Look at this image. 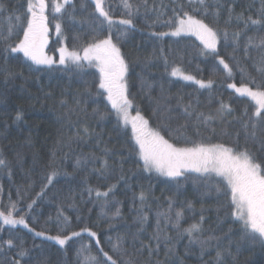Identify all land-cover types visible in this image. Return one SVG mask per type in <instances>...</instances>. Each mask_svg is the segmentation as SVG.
<instances>
[{"label": "trees", "instance_id": "obj_1", "mask_svg": "<svg viewBox=\"0 0 264 264\" xmlns=\"http://www.w3.org/2000/svg\"><path fill=\"white\" fill-rule=\"evenodd\" d=\"M50 2L53 3V0ZM130 2L142 5L143 0ZM222 2L224 8L216 26L227 28L230 34L243 24L238 25L235 20L226 24L229 5L236 13L243 11L245 16L252 15L253 18H256L260 8V0ZM52 3H48L50 9ZM73 3L76 6L73 13L75 19L69 20L67 15L60 19L62 36L56 34L55 21L48 13L51 25L49 36L52 38L48 54L56 59L62 46L79 49L81 45L90 43L94 36L103 39L108 35L106 22L102 29L97 28L103 18L94 11V0H73ZM179 3H183L185 10L191 12L188 0H179ZM0 4L4 5V10L0 12V29L7 28L11 15V23L17 25L13 40L18 42V39H22V31L15 16L24 14L26 0H0ZM104 5L115 21L128 18L121 0H104ZM173 8L179 11L177 0H147V10L141 6L133 16L134 27L116 24L111 30L113 42L120 47L129 65L126 79L128 98L132 101L130 116L139 111L148 121L149 128L159 131L170 142H176L175 130L186 124L184 134L194 140L203 138L206 142L232 146L237 139L236 133H239V144L243 146L242 124L255 110V102L247 96H240L228 85L235 83L239 87L245 83L255 88L249 76L255 77L257 84L264 83V77L256 70L264 52L249 47L245 54V37L241 38L240 47L234 51L231 38L225 44L221 35L217 50L232 68L229 76L214 56L202 54L205 50L196 37L167 35L160 38L153 35L173 30L167 23L170 18L175 19ZM68 10L71 11L70 8ZM205 22L213 24L214 20L210 16L205 18ZM125 30L126 34L117 39L120 32ZM247 35L258 39L264 36V30L260 26H253ZM4 55L0 45V64L4 63ZM7 63L10 70L22 72L23 76L10 80L7 85L0 77V156L9 162L7 168L0 166V212L7 213L14 203L18 211L13 214L23 215L28 227L4 225L0 220V242L10 238L17 244L23 241L29 255L21 259V264H25V261L28 264H79L77 251L82 245H88L92 255L106 260L99 252L103 248L118 264H126L129 259L135 264H180V260L183 264H216L217 251L222 253V264H264V246L259 242L242 240L239 222L227 217L229 197L224 194L226 189L219 177L213 174L211 178H206L193 172L188 174L187 180L179 178L178 187L176 181L155 171L145 172L142 169V161L135 154L137 146L130 125L118 123L107 99L95 95L99 82L97 69L87 66L78 70L58 64L51 68L32 65L22 53H11ZM173 67H179L196 80L211 79L212 87L201 88L195 81L171 76ZM62 101L65 103L62 104ZM222 102L229 106L230 114L221 112ZM185 107H188L191 115L185 113ZM17 110L23 111V119L14 122ZM201 112L215 117L207 127L198 124L196 114ZM101 116L104 118L101 119ZM85 127L90 135H84ZM197 127L200 136L196 135ZM77 131L81 139H77ZM258 136H264V129H258ZM29 140L31 142L27 143ZM248 147L253 153L261 154L259 142L249 141ZM105 148L110 150L107 155L104 154ZM53 152L56 153L54 167L58 175L51 184H47L46 176L53 170L50 166ZM92 155L107 159L110 169L107 178L94 171L101 167V160H89L87 165L83 164V160ZM77 160L82 161L79 167L76 166ZM121 167L126 180L118 182ZM46 184L44 194L38 196ZM111 184L117 187L114 197L112 194L108 197L110 203L107 207H103L104 198H97L95 192L89 195L87 191L90 186L105 191ZM141 191L147 197L143 213L148 216L147 222L142 225L136 219ZM33 200L36 203L29 209L27 206ZM117 201L119 204H116ZM189 202L191 208L188 207ZM170 203L172 207L169 213ZM116 206L120 208L121 216L113 219ZM178 210H183L180 220L182 235H178L177 229L160 215L170 214L174 223ZM61 211L68 218L67 225L63 217L57 218ZM201 215L204 220L199 239L221 238L218 247L205 250L202 260L200 245L189 244L187 233L182 231L193 223H199ZM158 220L162 239L159 249L150 256L148 248H142V244H151L155 248L156 242L151 237L157 231ZM84 227L96 232L97 236L91 237L82 232L80 237H73L64 246L47 239V236L58 234L70 235L72 231H80ZM36 231H44L46 235L36 236ZM165 233L170 237L167 247L163 240ZM118 236L122 237V242L117 252L112 245ZM97 239L99 244L96 243ZM216 243L215 239L211 240L212 245ZM3 247L0 261L20 259L18 249ZM169 247L174 251L168 252Z\"/></svg>", "mask_w": 264, "mask_h": 264}, {"label": "snow or ice", "instance_id": "obj_2", "mask_svg": "<svg viewBox=\"0 0 264 264\" xmlns=\"http://www.w3.org/2000/svg\"><path fill=\"white\" fill-rule=\"evenodd\" d=\"M123 7L127 10L126 16L128 18H121L119 21H115L113 16L110 15L109 10H106L104 0H94L96 13H99V17L103 20L97 25V28L102 29L104 23L108 26V35L103 39H98L95 36L92 41L86 45H81L79 49L73 47L69 49L67 46H62L58 49V60L52 56L46 54L45 49L49 42V16L47 14L49 4L46 0H26V8L24 14L16 15L15 19L18 22L19 30L22 31V39H18V42L13 40V36L16 33L17 25L11 23L12 16L8 18L7 28L0 29V45L3 47L4 63L0 64V77L3 79L5 85L10 80L22 77V72H14L8 67V59L11 53H22L23 57L31 61L32 65H47L51 68L53 65L71 66L78 70H82L87 66L95 67L99 71V82L96 85L97 91L96 97H105L111 104V108L115 111V115L118 123L122 122L124 125L131 123L133 138L137 146L136 155L142 161V169L145 172L155 171L161 176L168 177L176 181L178 187L179 178L188 179V174L199 173L201 176L211 178L213 174L215 177H219L223 181L226 189L225 195L229 197L226 215L229 219L239 222L241 229V239L250 240L252 242H259L264 246V136H258V129H264V83L257 84L256 78L249 76L250 82L255 85V88L249 87L248 84L241 83L238 87L235 83L229 84L228 87L235 90L240 96H247L255 102V110L251 116H248L243 121L242 127L244 129L245 144L241 146L239 144V133H236V142L232 146H228L225 143H210L206 142L203 138L200 140H194L191 137L185 135L187 125H180L175 131L176 142H170L169 139H165L159 131H155L148 126V121L144 119L140 112L137 111L135 116H130L129 109L132 106V101L128 98L129 89L126 79L129 65L125 60V57L121 53L120 47L113 42L111 30L114 25H124L127 28L134 27L133 16L139 12L140 7H145L147 10V0H143L141 4H133L130 0H121ZM176 8H173V14L175 19H171L167 22L171 25L173 30L168 32L154 33L160 38L171 35L179 37L182 34H190L195 36L203 45L205 53L214 56L224 70L231 76L232 68L225 61L223 57L219 56L217 45L220 43L221 35L223 36L225 44L228 43L231 38L232 43L235 45L234 51L240 47V40L242 37L246 38L244 45L245 54H247L249 47H255L264 52V36H260L258 39L253 36H248L247 32L253 26H260L264 30V0H260V8L257 10L256 18L252 15L245 16L244 12L236 13L235 9L229 5L227 8L228 17L226 24H231L233 20L239 25L241 22L242 27H237L236 30L229 33L227 28L220 29L216 25L218 24L221 9L224 8L222 0H188V7L191 12L185 10L183 3H179L177 0ZM53 21H55V32L58 36H62V25L60 19L64 15H67L69 20H74L73 13L75 12V4L73 0H53L51 5ZM83 7V5H81ZM71 9L69 11L68 9ZM4 10V5L0 4V12ZM194 13V14H193ZM60 14V15H57ZM201 17V18H198ZM212 17L213 24L205 22V18ZM95 17V19H99ZM95 31V29H94ZM126 34V30L120 32L117 39H121ZM73 39H77L73 37ZM163 52V50H161ZM165 63L167 64V58L165 57ZM29 70H31L29 66ZM257 72L264 77V55H261L257 65ZM173 77H181L186 81H195L201 88H211L213 81L196 80V78L190 74H185L179 67H173L170 73ZM65 103L64 101L61 102ZM79 104V101L76 102ZM190 107V106H189ZM222 113H229L231 109L223 102L220 105ZM185 113L191 115L188 107L184 109ZM247 115V113H245ZM104 117L101 116V119ZM23 119V111L17 110L14 122L21 121ZM196 119L198 124H203L207 127L211 122L215 120V117L211 114L197 113ZM171 131V130H170ZM215 132V129L212 130ZM85 136L90 135L87 127L83 129ZM227 134V133H225ZM196 135L200 136L199 127L196 129ZM77 139H81L80 132L76 133ZM210 140V137L208 138ZM259 142L261 145L260 155H257L251 151L248 147V142ZM31 141H27L30 143ZM109 149H104V154L109 153ZM53 161L50 166L53 170L46 176L47 184L53 182V178L58 175L55 170V156L53 152ZM17 158H21L20 154H17ZM97 159L102 161L99 169H94L101 177L107 178V174L110 172L108 161L104 157H96L92 155L89 158L83 160V164L87 165L89 160L96 161ZM82 161L77 160L76 166L79 167ZM9 162L6 158L0 156V166L7 168ZM126 180L123 168L120 169L118 182ZM44 185L38 196L44 194V189L47 187ZM117 185L111 184L105 191L94 189L91 186L87 191L89 195L95 192L97 198L103 199V207H107L110 203L108 197L113 195ZM130 187V186H129ZM219 191V189H217ZM138 199L140 201V208L137 209L136 219L142 225L147 222L148 216L143 213V208L146 204L147 197L143 191L140 192ZM36 201L33 200L27 207L32 208V205ZM119 204V201L116 202ZM171 203L169 204V213L171 211ZM188 207L191 208V202ZM18 211L16 205L13 203L10 205L7 214L0 212V220L5 225H23L28 227V223L23 215L16 218L13 216V212ZM164 219L171 223L174 228L177 229L178 235H182L180 231V220L183 217V210H178L175 213V222L173 223L172 217L168 213H162ZM121 216V211L118 206L115 207V211L112 213V218ZM63 217L65 225L68 223V218L63 216V212H58V219ZM79 219V217H77ZM204 220L203 215L200 217L199 223H193L187 228H184L183 233H187L189 237V244L198 243L201 247V260L205 250L208 247H218L221 241L220 237H209L207 239H199V236L203 232L202 222ZM160 221H157V231L151 237V240L155 241V248L151 244L143 245L142 248H148L149 255L157 251L162 239L160 228ZM109 227H112L109 224ZM30 231H35L30 229ZM82 232L88 233L91 237H96L97 233L92 231L88 227L82 228L80 231H72L71 234L47 236V239L54 240L60 246H64L73 237H80ZM36 236H45L44 231H36ZM228 236V234H225ZM138 237H134L136 239ZM216 240V245L211 244V240ZM111 240V238H109ZM165 246L170 237L165 233L163 235ZM122 237H117V241L112 245L114 251H120V245ZM99 244V239L96 240ZM3 245H6L8 249L16 248L17 256L20 259H12L10 261H0V264H21V259L29 255V250L23 246V241L19 244L14 239H8L7 241L0 242V251H4ZM174 249L169 247L168 252H173ZM103 257L106 260H102L97 256L91 254V249L88 245H82L77 251V258L79 264H118L116 260L112 258L107 252H104L103 248L99 249ZM179 259V258H178ZM235 258H233L234 260ZM25 264H28L25 261ZM126 264H135V261L129 259ZM180 264L183 261L180 260ZM216 264H222V253L217 251Z\"/></svg>", "mask_w": 264, "mask_h": 264}, {"label": "rangeland", "instance_id": "obj_3", "mask_svg": "<svg viewBox=\"0 0 264 264\" xmlns=\"http://www.w3.org/2000/svg\"><path fill=\"white\" fill-rule=\"evenodd\" d=\"M46 2L47 3H52V2H50V0H46ZM48 13H50V16L52 17V7H51V9H50V5H49V8H48V11H47V14ZM50 28V27H49ZM182 35H190V34H182ZM190 36H193V35H190ZM195 37V36H194ZM46 51V54H47V50H45ZM52 57H54L55 58V56H53V55H51ZM56 59V58H55ZM58 60V59H57ZM91 67V66H90ZM94 69H97V68H95V67H93ZM98 70V69H97ZM132 107V106H131ZM134 116H135V114H134ZM129 125H130V127H131V123H129ZM131 129H132V127H131ZM132 131V130H131ZM5 214H7V213H5ZM13 216L14 217H16V218H19V216H15L14 214H13ZM2 221V220H1ZM4 224V223H3ZM5 225V224H4ZM9 226H11V225H9ZM16 226H23V225H16Z\"/></svg>", "mask_w": 264, "mask_h": 264}, {"label": "flooded vegetation", "instance_id": "obj_4", "mask_svg": "<svg viewBox=\"0 0 264 264\" xmlns=\"http://www.w3.org/2000/svg\"><path fill=\"white\" fill-rule=\"evenodd\" d=\"M49 43V42H48ZM48 47V46H47ZM46 50V49H45Z\"/></svg>", "mask_w": 264, "mask_h": 264}]
</instances>
